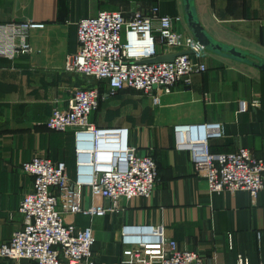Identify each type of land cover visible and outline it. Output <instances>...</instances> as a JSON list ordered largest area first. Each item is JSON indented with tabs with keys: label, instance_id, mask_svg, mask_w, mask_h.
Instances as JSON below:
<instances>
[{
	"label": "crops",
	"instance_id": "crops-1",
	"mask_svg": "<svg viewBox=\"0 0 264 264\" xmlns=\"http://www.w3.org/2000/svg\"><path fill=\"white\" fill-rule=\"evenodd\" d=\"M194 4L201 26L215 42L253 56L264 48V0ZM118 6L128 14L158 6L161 16L181 17L176 30L195 38L183 0H125L120 5L117 0H0V42L13 24H46L30 34L32 54L13 61L0 57V245L23 226L19 208L33 189V178L21 172L23 164L36 157L64 162L75 179L74 133L50 131L46 123L53 106H68L74 89L98 88L102 98L91 122L100 128H129L131 145L157 161L159 180L151 198L124 204L118 214L76 216L79 227L93 228L96 264H131L119 242L125 224L163 226L167 237L201 255L205 264H237L239 257L264 264V190L255 200L243 191L211 193L195 175L189 154L176 149L175 136L178 126L219 122L224 138L211 142L214 152L247 148L264 160V73L205 50L207 72L193 75L189 86L176 85L159 106L149 95L134 99V90L109 95L107 82L69 73L65 63L79 51L78 22ZM254 100L260 105L252 106ZM0 264L28 262L0 259Z\"/></svg>",
	"mask_w": 264,
	"mask_h": 264
},
{
	"label": "built area",
	"instance_id": "built-area-1",
	"mask_svg": "<svg viewBox=\"0 0 264 264\" xmlns=\"http://www.w3.org/2000/svg\"><path fill=\"white\" fill-rule=\"evenodd\" d=\"M181 17L161 16L158 6L128 14L101 11L78 22L79 51L69 56L65 70L89 80L107 82L109 95L134 90L149 95L155 106L180 83L207 72L205 49L193 37L176 30ZM0 42V57L15 60L32 54L30 34L45 23L25 21L9 26ZM179 54L174 62L145 63L162 55ZM102 94L98 88L71 92L68 106H53L46 126L75 136L76 176L64 162L36 157L21 167L33 178V189L21 202L23 226L0 245V259L28 264H96L92 227H79L78 215L113 216L124 204L152 197L159 168L151 155H140L125 127L100 128L91 122ZM243 103L241 106L243 107ZM252 106H259L254 100ZM176 149L190 156L194 173L211 193L246 192L255 200L264 190V160L247 148L217 153L211 142L224 138L219 122L175 128ZM86 192L91 203L86 204ZM119 242L131 264H205L198 253L183 250L167 237L163 226L125 224ZM237 264H249L239 257Z\"/></svg>",
	"mask_w": 264,
	"mask_h": 264
},
{
	"label": "water",
	"instance_id": "water-1",
	"mask_svg": "<svg viewBox=\"0 0 264 264\" xmlns=\"http://www.w3.org/2000/svg\"><path fill=\"white\" fill-rule=\"evenodd\" d=\"M195 0H183L185 17L187 25L194 35L195 39L198 41L199 45L205 50L211 51L219 55H226L235 61L245 63L247 65L253 66L260 72L264 73V59L258 58L256 56L250 55L246 52L238 50L236 48L228 47L226 45L215 42L201 26L195 10ZM179 54L162 55L155 59L148 60L145 63L155 64L168 62L172 63Z\"/></svg>",
	"mask_w": 264,
	"mask_h": 264
},
{
	"label": "rangeland",
	"instance_id": "rangeland-1",
	"mask_svg": "<svg viewBox=\"0 0 264 264\" xmlns=\"http://www.w3.org/2000/svg\"><path fill=\"white\" fill-rule=\"evenodd\" d=\"M123 1H125V0H117V2H118V5H120L121 3H123ZM120 6H118L117 7V9H113V10H107V11H118V10H121L120 8H119ZM258 53L256 54L257 56H258V58H264V48H260V49H258V51H257ZM256 56V57H257ZM130 94H132V95H134V99H136V95H138V96H147L146 94H144V93H142V92H136V91H130ZM140 97H137V98H140Z\"/></svg>",
	"mask_w": 264,
	"mask_h": 264
}]
</instances>
